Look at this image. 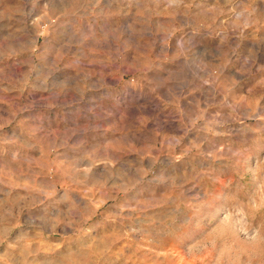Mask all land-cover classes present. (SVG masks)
Returning <instances> with one entry per match:
<instances>
[{
    "label": "rangeland",
    "instance_id": "rangeland-1",
    "mask_svg": "<svg viewBox=\"0 0 264 264\" xmlns=\"http://www.w3.org/2000/svg\"><path fill=\"white\" fill-rule=\"evenodd\" d=\"M0 264H264V0H0Z\"/></svg>",
    "mask_w": 264,
    "mask_h": 264
}]
</instances>
